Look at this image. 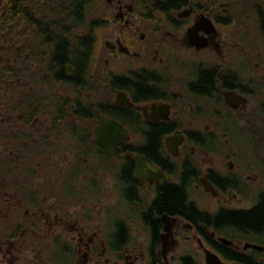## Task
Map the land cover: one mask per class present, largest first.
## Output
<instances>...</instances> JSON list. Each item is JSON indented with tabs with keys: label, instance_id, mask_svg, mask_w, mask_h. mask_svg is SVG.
Here are the masks:
<instances>
[{
	"label": "flooded vegetation",
	"instance_id": "flooded-vegetation-1",
	"mask_svg": "<svg viewBox=\"0 0 264 264\" xmlns=\"http://www.w3.org/2000/svg\"><path fill=\"white\" fill-rule=\"evenodd\" d=\"M17 3L0 33V264H264L257 3Z\"/></svg>",
	"mask_w": 264,
	"mask_h": 264
},
{
	"label": "trees",
	"instance_id": "trees-1",
	"mask_svg": "<svg viewBox=\"0 0 264 264\" xmlns=\"http://www.w3.org/2000/svg\"><path fill=\"white\" fill-rule=\"evenodd\" d=\"M4 1H5V3L0 5V23H1V26H3V27L0 28V33L2 31L4 32V28L8 24V21H7L6 17H9V10H10V7H11V5H10V1L11 0H4ZM15 1L18 2L17 3V8L24 10V4H23L24 0H15ZM252 1L256 2L257 0H252ZM258 14H259L260 17L263 18V21L261 22L262 23L261 27H262V32H264V9H260V7H258ZM1 41L2 40H1V35H0V42Z\"/></svg>",
	"mask_w": 264,
	"mask_h": 264
},
{
	"label": "rangeland",
	"instance_id": "rangeland-1",
	"mask_svg": "<svg viewBox=\"0 0 264 264\" xmlns=\"http://www.w3.org/2000/svg\"><path fill=\"white\" fill-rule=\"evenodd\" d=\"M241 2H244V4L245 5H247V7L248 6H251V0H241ZM256 3H257V5L256 6H258V7H260V9H264V0H257L256 1ZM253 4H254V2H253ZM262 7V8H261ZM254 11V10H253ZM256 15V14H255ZM258 16H259V14H258ZM262 57H263V62H262V64L264 65V54L262 55ZM262 72H264V70L262 71ZM38 172L39 173H41V171L38 169ZM17 264H20V263H17ZM22 264H24V263H22Z\"/></svg>",
	"mask_w": 264,
	"mask_h": 264
}]
</instances>
